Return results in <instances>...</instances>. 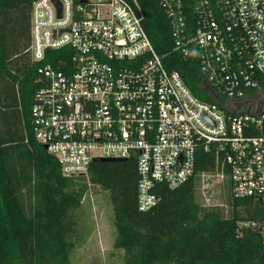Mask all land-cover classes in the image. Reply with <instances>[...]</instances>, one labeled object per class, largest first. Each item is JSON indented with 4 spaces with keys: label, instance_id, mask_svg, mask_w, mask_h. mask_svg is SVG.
<instances>
[{
    "label": "built area",
    "instance_id": "2783aa9c",
    "mask_svg": "<svg viewBox=\"0 0 264 264\" xmlns=\"http://www.w3.org/2000/svg\"><path fill=\"white\" fill-rule=\"evenodd\" d=\"M158 2L174 50H199L213 101L167 67L137 0H34L27 51L38 64L37 141L65 176L87 174L96 158L135 157L141 211L159 202L157 182L174 189L196 174L200 148L218 163L198 174L205 188L220 183L229 200L264 204V0Z\"/></svg>",
    "mask_w": 264,
    "mask_h": 264
},
{
    "label": "trees",
    "instance_id": "16d2710c",
    "mask_svg": "<svg viewBox=\"0 0 264 264\" xmlns=\"http://www.w3.org/2000/svg\"><path fill=\"white\" fill-rule=\"evenodd\" d=\"M137 1L147 33L167 67L178 70L195 95L213 101L201 71L199 50L193 47L186 57L174 50L169 20L158 0ZM33 2L0 0V86L2 78L11 84L23 123L21 135L16 119L3 116L7 103L1 104L0 264H73L74 218L92 183L109 192L114 246L124 250L123 264H264L261 201L231 199L228 218L215 211L203 212L197 202V176L217 167L214 151L197 150L196 174L179 187L171 189L157 182L153 189L160 200L146 211L138 209L135 157L94 161L87 174L63 175L58 160L37 141L31 124L38 66L27 51ZM261 79L264 89V74ZM252 221L261 225H245Z\"/></svg>",
    "mask_w": 264,
    "mask_h": 264
},
{
    "label": "rangeland",
    "instance_id": "374dc122",
    "mask_svg": "<svg viewBox=\"0 0 264 264\" xmlns=\"http://www.w3.org/2000/svg\"><path fill=\"white\" fill-rule=\"evenodd\" d=\"M263 96L264 90L259 93V98ZM206 185L200 178L196 180V199L202 211L231 215L232 206L224 194L223 185L215 182L213 187L205 188ZM90 187L74 218L77 232L71 260L73 264H123L124 250L114 246L116 231L109 192L94 183ZM207 198H211V204ZM24 200L29 206L27 194Z\"/></svg>",
    "mask_w": 264,
    "mask_h": 264
},
{
    "label": "crops",
    "instance_id": "0c3cea01",
    "mask_svg": "<svg viewBox=\"0 0 264 264\" xmlns=\"http://www.w3.org/2000/svg\"><path fill=\"white\" fill-rule=\"evenodd\" d=\"M2 78V77H1ZM3 82H1L2 86H0V106L4 102L7 103L8 106L2 107L3 110H6V113H3L5 117H12L16 119L18 131L22 135L23 132V123H22V112L21 109L15 107V101L13 100V90L11 84L8 82L7 79L2 78ZM1 114V113H0ZM2 115V114H1Z\"/></svg>",
    "mask_w": 264,
    "mask_h": 264
},
{
    "label": "water",
    "instance_id": "95a60500",
    "mask_svg": "<svg viewBox=\"0 0 264 264\" xmlns=\"http://www.w3.org/2000/svg\"><path fill=\"white\" fill-rule=\"evenodd\" d=\"M43 147L47 149V145L44 144ZM126 158H96L95 161H124ZM160 200V197H159Z\"/></svg>",
    "mask_w": 264,
    "mask_h": 264
}]
</instances>
